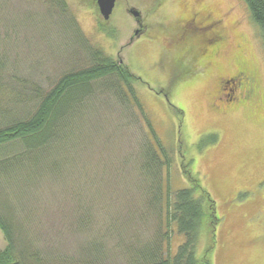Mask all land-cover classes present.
<instances>
[{"label": "rangeland", "instance_id": "1", "mask_svg": "<svg viewBox=\"0 0 264 264\" xmlns=\"http://www.w3.org/2000/svg\"><path fill=\"white\" fill-rule=\"evenodd\" d=\"M64 1L65 13L50 0H0V58L17 77L12 82L47 91L63 73L89 66L71 42L73 25L58 23L70 15L91 46L133 76L141 109L114 75L92 82L90 102L97 109L77 114L71 124L62 180L43 178L29 191L37 207L33 231L64 236L70 251L91 233L104 244L106 264H129L127 246L154 240L159 230L170 236L162 251L172 257L184 236L173 222L166 226V203L195 179L194 196L206 193L216 218L212 224L206 198L196 258L210 248L211 264H264V44L244 1L115 0L107 20L96 0ZM243 65L253 89L228 104L219 78ZM119 86L126 106L108 94ZM225 87V94L237 95V81ZM24 103L8 114L29 116L35 106ZM146 119L171 161L160 170L159 215L144 202L152 196L146 187L157 181L142 169L145 146L151 143L164 160ZM21 151V142L6 145L0 159ZM83 211L91 228L79 233L74 221ZM4 246L0 232V250Z\"/></svg>", "mask_w": 264, "mask_h": 264}, {"label": "trees", "instance_id": "2", "mask_svg": "<svg viewBox=\"0 0 264 264\" xmlns=\"http://www.w3.org/2000/svg\"><path fill=\"white\" fill-rule=\"evenodd\" d=\"M243 1L264 44V0ZM50 2L65 13L64 0ZM17 19L21 24V18L17 16ZM63 22L71 23L75 28L70 36L71 42L83 49L79 51L77 48L78 54L85 53L90 64L85 68L63 73L49 90L42 91L37 85L32 88L16 87L12 81L13 77H17L9 75L6 61L0 58V116L2 121H6V125L0 127V148L15 142L23 145L21 153L0 159V232L5 242L4 248L0 250V264H106L108 260L103 242L91 233L77 242L74 251H70V248L64 247V236L60 237L57 233L51 239L50 234L43 235L33 231L37 226L33 218L37 207L29 198V191L39 187L43 178L62 180L61 163L64 160L61 152L64 151V146L66 149L71 124L77 114L97 109L90 102L96 98L92 82L114 75L116 82L123 85L132 97V104L141 109L131 83L133 76L128 70L102 50L91 46L72 16L58 21ZM2 42L0 34V43ZM108 92L121 105H125L124 100L128 96L123 93L122 86L119 89L111 87ZM22 102L33 104L34 111L27 117L10 116L9 111ZM146 124L164 157L163 161L159 160L157 152L149 145L151 143L143 150L142 157L147 161L145 160L142 169L152 177L154 173L157 176L156 183L146 187L145 194L152 196L144 201L145 207L152 208L159 215L162 196L160 170L163 166L168 170L171 161L147 119ZM191 182L192 187L176 190L172 193L173 201L166 203V226L169 227V223L173 222L177 233L184 236L176 253L172 257L168 251L167 256L163 255L162 244L164 241L169 242L170 236L168 232L161 233L158 230L154 240L146 241L139 247H134L133 244L127 246L133 254L129 264H211L210 248L200 259L195 256V249L205 216L203 202L206 198L210 202L209 219L212 224L216 223L213 201L203 192L195 197L194 192L199 189V184L195 179H191ZM167 189L168 199L169 186ZM86 214L83 211L75 218V230L79 233H86L91 228ZM69 228L72 229V225Z\"/></svg>", "mask_w": 264, "mask_h": 264}, {"label": "flooded vegetation", "instance_id": "3", "mask_svg": "<svg viewBox=\"0 0 264 264\" xmlns=\"http://www.w3.org/2000/svg\"><path fill=\"white\" fill-rule=\"evenodd\" d=\"M215 32H216L217 39H219L221 35L219 34L217 30H215ZM248 73H249V69L247 70L246 67L243 65L242 67H238L231 76H224V77L219 78V81H218V89L220 90L219 93L225 96V99L227 100L228 104L238 101L242 96H244L243 95L244 92H247L248 88L252 87L253 83L251 82V79L249 82ZM234 81H237V90H238L237 92L238 93L235 97L234 96L232 97V96L225 94V91H226L225 86L229 83H234Z\"/></svg>", "mask_w": 264, "mask_h": 264}, {"label": "water", "instance_id": "4", "mask_svg": "<svg viewBox=\"0 0 264 264\" xmlns=\"http://www.w3.org/2000/svg\"><path fill=\"white\" fill-rule=\"evenodd\" d=\"M115 0H96V5L103 20H107L114 7ZM137 15V13H135Z\"/></svg>", "mask_w": 264, "mask_h": 264}]
</instances>
